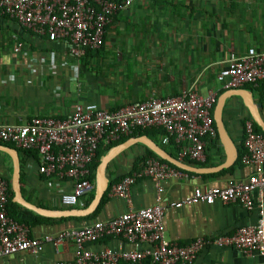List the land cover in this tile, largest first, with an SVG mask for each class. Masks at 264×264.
I'll return each instance as SVG.
<instances>
[{
  "label": "crops",
  "instance_id": "1",
  "mask_svg": "<svg viewBox=\"0 0 264 264\" xmlns=\"http://www.w3.org/2000/svg\"><path fill=\"white\" fill-rule=\"evenodd\" d=\"M17 42L24 44L19 53L14 51ZM249 49L264 53V0H135L107 27L104 47L82 60L72 54L70 41H51L0 15V125L22 126L37 117L66 119L78 104L94 103L117 111L152 97H176L185 91L207 95L213 91L218 94L217 103L222 96H228L223 120L238 159L244 148V125L252 116L244 98L237 93L245 89L255 104L263 106V103L256 90L249 87L226 90L217 76L233 56L245 55ZM261 114H264L263 108ZM132 138L138 137L127 136L119 145ZM151 140L160 147L165 145L162 138L158 142ZM209 140H205L207 160L216 167L226 161V149L222 142L217 149L213 148ZM107 144L112 143L102 142L100 149ZM147 148L135 143L117 155L106 168L109 182L137 172ZM17 151L22 201L30 208L17 203L14 194L13 203L17 206L10 207V211L27 223L31 237L38 239L97 221L107 222L130 210L159 202L169 207L193 196L197 188H225L231 183L246 181L255 172L253 165H244L219 177L196 174L170 179L163 184L162 194L152 180L139 178L132 187L130 203L109 197L93 216L96 210L90 215L80 212L89 207L86 206L88 195L75 207L62 205V194L73 188L71 180L46 177L39 172L40 156L36 151ZM197 164L193 166L206 168L205 163ZM13 172V158L0 151V177L10 178L11 186ZM253 197L255 208L251 211L237 203L220 201L169 208L165 214L167 239L180 245L205 240L204 249L193 264H262L258 253L247 255L233 247L216 245L218 238L232 236L239 228L259 223L261 200L257 192ZM34 207L56 213L41 215ZM87 248L99 253L105 249L144 251L151 246L106 237L88 244ZM75 258L74 243L66 241L59 245L47 244L39 254L19 253L0 258V264H56L73 262Z\"/></svg>",
  "mask_w": 264,
  "mask_h": 264
},
{
  "label": "built area",
  "instance_id": "2",
  "mask_svg": "<svg viewBox=\"0 0 264 264\" xmlns=\"http://www.w3.org/2000/svg\"><path fill=\"white\" fill-rule=\"evenodd\" d=\"M135 0L118 4L112 0H0V15L18 22L25 29L51 41L68 40L72 54L80 59L87 51L100 50L105 31L120 10L128 9ZM17 42L14 51H22ZM45 62L42 60V63ZM226 90L264 83V53L249 49L245 55L233 56L228 66L217 76ZM218 94L202 95L185 91L181 96L156 98L111 111L94 103L78 104L66 119L34 118L22 126L0 125V143L23 151H36L40 156L39 172L50 179H69L70 192L61 196L66 207H75L79 200L91 194L95 183L90 181V165L102 142L113 143L136 130L162 128L164 144L171 139L178 149L179 160L207 162L206 139L217 135L213 110ZM244 165H253L255 172L246 181L231 183L225 188H197L183 202L165 207L160 202L139 210H130L107 222H94L82 228L68 229L57 235L31 237V227L9 215V181L0 177V258L19 253L39 254L45 245L72 241L76 247L73 262L56 264H193L204 249L205 240L197 239L180 245L167 239L165 214L169 208L198 203H237L246 210L255 208L254 193L259 194L260 220L257 225L239 228L234 235L216 240L218 247H233L247 255L258 253L264 264V136L255 131L252 120L244 125ZM185 162V161H184ZM189 174L155 157L148 158L135 173L114 183L109 197L131 201V190L139 178L150 179L158 193L170 179L188 178ZM106 237H117L129 243L151 246L149 250L117 252L105 249L91 252L87 245Z\"/></svg>",
  "mask_w": 264,
  "mask_h": 264
},
{
  "label": "water",
  "instance_id": "3",
  "mask_svg": "<svg viewBox=\"0 0 264 264\" xmlns=\"http://www.w3.org/2000/svg\"><path fill=\"white\" fill-rule=\"evenodd\" d=\"M240 90L241 92L237 93V95H240L244 98L246 105L250 109V113H251V116L254 122L258 124V126L262 128L264 132V117L261 114V110L263 106L261 104H255L253 102L251 93L249 91L245 89H240ZM227 97H228L227 95H224L219 99L215 107L214 117H213L214 122L216 123V127L219 133L220 140L226 149L227 158L223 164L216 166V167H206V168L193 166L191 164H188L184 161H181L179 159L172 157L162 147H160L154 141H152L148 136L144 135L142 137L132 138L128 142L113 148L107 155L101 158L100 164L97 170V180H96V186H95L94 200L87 209L80 211L81 214L90 215L98 208L104 194L106 193V191L108 190L110 186L109 179L106 176L107 166L115 157H117V155H119L120 153H122L127 148H129L132 144H135V143L144 144L146 147H148L152 152H154L162 160L170 163L171 165L177 167L178 169H181L183 171L190 172V173H195V174H200V175L214 174V173L221 172L225 169H229L231 166H233V164L235 163L237 159L238 154L235 150V147H234V144L231 138L229 137L227 133L224 120H223V110H224L225 101ZM0 151L10 155L14 161L12 188L15 194V201L24 207H28L26 206V204L23 203L24 200L22 198V193H21L22 185L20 182L19 152L17 151V149L7 146V145H3V144H0ZM34 208H35V211L39 210V213L41 215H47L46 213H49V214L56 213V211H48V210L40 209L37 207H34ZM49 217H57V216L51 215Z\"/></svg>",
  "mask_w": 264,
  "mask_h": 264
},
{
  "label": "trees",
  "instance_id": "4",
  "mask_svg": "<svg viewBox=\"0 0 264 264\" xmlns=\"http://www.w3.org/2000/svg\"><path fill=\"white\" fill-rule=\"evenodd\" d=\"M91 1H93V0H91ZM112 1H114V2H116V3H118V4H123L125 0H112ZM124 10H125V9H124ZM121 11H123V10H120L119 12H121ZM119 12H118V13H119ZM118 13H117V14H118ZM115 16H116V15H115ZM115 16H114V17H115ZM109 25H110V24H109ZM106 30H107V28H106ZM105 34H106V31H105ZM104 44H105V38H104ZM103 47H104V45H103ZM103 47H102V48H103ZM102 48H101V49H102ZM97 51H99V50H97ZM97 51H92V50L87 51L86 54H85L83 57L80 58V60H82L87 54H89V53H93V52H97ZM246 87L251 88V90H253V91L256 90V91L259 93L260 101L263 103V109H264V83H260V84L258 85V87H256V88H255V86H253V85H252V86H251V85H248V86H246ZM215 107H216V105H215ZM215 107H214V109H215ZM213 114H214V110H213ZM263 117H264V114H263ZM247 120H248V119H247ZM249 120H252V118H249ZM252 121H253V124H254V127H255V131H256L257 133L262 134V135L264 136V132H263L262 128H260V127L258 126V124H256V123L254 122V120H252ZM214 127H215V129H216V133H217V135H216V137H215L214 139L209 140V142H210V146H212L213 148H216V149H217V148H218V145L221 144V141H220V137H219V134H218V131H217V127H216V123H215V122H214ZM144 135H146V136H148L149 138H151V139L155 140L156 142H158V139H159V138H162V139H163L167 134H166V131H165L164 129H162V128H152V129L145 130V131H142V130H136V132H135L132 136H130V137H141V136H144ZM126 137H127V136H124V137H122L119 141L114 142V143H112V144H107V146H106L105 148H103V149H100L101 145L99 146V149H98V152H97L96 158L94 159L93 163L90 165V172H91L90 177H89L90 181H92L93 183L96 181L97 170H98V166H99V164H100V160H101V158H102L103 156H105V155H106L111 149H113L115 146H117V145L123 143L124 141H126ZM5 145H7V146H13V145H10V144H5ZM13 147H14V146H13ZM162 147H163V148L166 150V152L169 153L172 157L178 159V157H179V156H178V149H177V146H176V144L174 143L173 139H171L170 142H169L168 144L162 145ZM219 150H220V149H218V151H219ZM19 151H22V150H19ZM245 154H246V148H245V146H244L243 150L240 151V153H239V157H238V159L236 160V162L234 163V165H233L232 167H230L229 169H225V170H223V171H221V172H218V173H216V174H212V175H210V176L219 177V176H221V175H224V174H227V173H231V172L235 171L236 169H241V168H243V167H244L243 157H244ZM152 157H155V158H157V159L162 160V159L159 158L154 152H152L150 149L147 148V154H146V156L141 158L142 166H143V163H144L148 158H152ZM162 161H163V162H166V161H164V160H162ZM184 161H185L186 163H188V164H191V165H198L196 162L190 161L189 159H185ZM222 161H224V158L220 161V163H221ZM167 163H168V162H167ZM168 164H170V163H168ZM170 165H171V164H170ZM214 165H215V164L210 163L209 159L207 160V163L203 164L204 167H214ZM142 166H141V167H142ZM171 166H173V165H171ZM173 167H175V166H173ZM175 168H177V167H175ZM177 169H178V168H177ZM179 170H181V169H179ZM181 171H183V170H181ZM183 172H185V173H187V174H189V175H191V176H192V175H196V174H194V173H190V172H186V171H183ZM129 175H131V173H130ZM129 175H128V176H129ZM125 177H126V176H125ZM8 179H9V192H10V193H9V194H10V199H9V204H8L9 215H10L11 217L15 218L17 221H19V222H21V223H24V222L18 220V218H16V216L14 215V213H12V211H10V207H12V206H13V207H16L17 204L13 203L14 193H13L12 186H11V179H10V178H8ZM118 181H119V180L110 181V186H109L108 190L106 191V193L104 194V196H103V198H102V200H101V202H100L98 208H97L96 211L93 213V216H95V215H96V214H97V213L103 208V206L107 203V201L109 200V192H110V188H111V186H112L114 183H116V182H118ZM94 197H95V191H93L91 194L88 195L87 200H86V206H87V207L90 206V204H91L92 201L94 200ZM25 224H27V223H25ZM27 225H28V224H27ZM122 264H127V263H122ZM144 264H152V261H151V260H147V261H145Z\"/></svg>",
  "mask_w": 264,
  "mask_h": 264
}]
</instances>
